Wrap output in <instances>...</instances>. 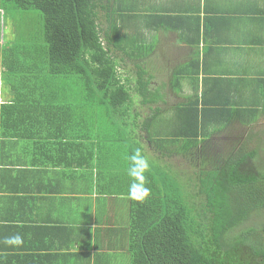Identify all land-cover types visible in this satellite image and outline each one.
Returning a JSON list of instances; mask_svg holds the SVG:
<instances>
[{"label":"crops","instance_id":"crops-1","mask_svg":"<svg viewBox=\"0 0 264 264\" xmlns=\"http://www.w3.org/2000/svg\"><path fill=\"white\" fill-rule=\"evenodd\" d=\"M115 1L133 3L123 31L152 43L151 66L168 67L169 79L179 66L199 67L181 89L170 82L161 89L156 127L169 129L183 103L168 105L169 96L187 100L203 92L249 106L258 92L261 109L250 125L264 119V0ZM2 2L0 264H131L128 157L139 148L148 170L160 173L178 154L156 151L146 125L151 110L140 102L120 112L89 110L80 91L65 93L61 77L29 74V41L21 40L29 20ZM15 234L22 245L3 243Z\"/></svg>","mask_w":264,"mask_h":264},{"label":"trees","instance_id":"trees-1","mask_svg":"<svg viewBox=\"0 0 264 264\" xmlns=\"http://www.w3.org/2000/svg\"><path fill=\"white\" fill-rule=\"evenodd\" d=\"M118 2L2 3L6 11L23 13L20 21H28L32 10L43 14L40 33L29 30L23 36L27 39H21L29 41V74L61 77L65 93L80 91L89 110L100 106L120 112L140 102L151 110L146 125L156 151L163 158L186 154V161L199 168L191 171L196 186L192 194L184 191L180 167L170 158L160 173H145L150 194L143 202L132 199L130 205L131 264H264V219L248 224L264 212V164L256 160L258 148L248 144L251 135L242 141L241 128L231 127L239 122L253 126L261 103L235 105L236 99L196 93L177 105L169 129L156 127L165 99L161 89L168 84L152 87L161 70L148 63L152 43L123 31L133 3ZM198 70L194 63L173 69L172 90L181 89L182 79ZM65 100L71 102L70 96ZM227 130L229 147L215 151L214 135Z\"/></svg>","mask_w":264,"mask_h":264},{"label":"rangeland","instance_id":"rangeland-1","mask_svg":"<svg viewBox=\"0 0 264 264\" xmlns=\"http://www.w3.org/2000/svg\"><path fill=\"white\" fill-rule=\"evenodd\" d=\"M43 23H44L43 14L40 11L32 10L31 12H29V30H31V31L36 30V32L38 34L43 29ZM165 68L167 69L168 67H165ZM158 69H160V67H158ZM166 69H164V67H162L158 73H155L157 76V79H156V81H154L152 87H154V86L156 87L158 85H162L163 83L169 82L168 81L169 77L165 73ZM243 94L246 95V93H243ZM252 96H253V98H255V100H257L258 98H263L262 97L263 95L258 94V92L253 93ZM178 98H180V97H178ZM178 98L174 97L173 95L169 96V99H168L169 104L168 105L174 104L175 101H177V100H179V101L182 100V98H180V99H178ZM228 131L229 130L223 132L222 134L214 135L212 143L215 146L214 147L215 151H218V150L221 151L223 149L225 150V148L229 147V144L226 142V139H228V138H224V136L228 133ZM240 131H241L240 134L242 135V141H246L247 138L251 135L249 137V143L248 144L253 146V147L258 148L259 154H258V157L256 160L259 164H264V119L260 120L259 123L252 126V128H248V127L245 128L242 126ZM225 143H227L228 145L226 146ZM186 159H187V155L186 154L183 155V153H180L177 155V159L173 158L172 161H173V163H176V165L178 167H180L178 179L182 180L181 183L183 184V186L186 187L184 189V191L192 194V192L196 186L194 183H192L191 171L195 172L196 170H199V168L197 169L195 166L193 167L192 164L189 163L188 160L186 161ZM184 168L185 169L189 168L190 172L184 171L185 170ZM192 175L194 178L195 175L194 174H192ZM262 219H264V212H262L261 214H258V215H254L248 224H255V222L260 221ZM258 223H260V222H258Z\"/></svg>","mask_w":264,"mask_h":264},{"label":"clouds","instance_id":"clouds-1","mask_svg":"<svg viewBox=\"0 0 264 264\" xmlns=\"http://www.w3.org/2000/svg\"><path fill=\"white\" fill-rule=\"evenodd\" d=\"M128 160L127 174L130 179L128 194L130 198L143 202L150 194L145 176V173L150 168L149 161L139 148L128 157ZM3 243L9 246H20L23 244V237L20 234H15L6 237Z\"/></svg>","mask_w":264,"mask_h":264}]
</instances>
